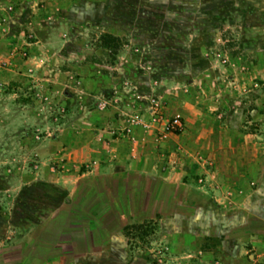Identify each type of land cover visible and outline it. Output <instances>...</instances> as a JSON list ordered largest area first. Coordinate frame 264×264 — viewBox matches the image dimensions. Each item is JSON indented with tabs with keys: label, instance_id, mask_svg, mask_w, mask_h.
<instances>
[{
	"label": "rangeland",
	"instance_id": "374dc122",
	"mask_svg": "<svg viewBox=\"0 0 264 264\" xmlns=\"http://www.w3.org/2000/svg\"><path fill=\"white\" fill-rule=\"evenodd\" d=\"M132 179L135 226L48 264H264V0H0V264Z\"/></svg>",
	"mask_w": 264,
	"mask_h": 264
},
{
	"label": "trees",
	"instance_id": "16d2710c",
	"mask_svg": "<svg viewBox=\"0 0 264 264\" xmlns=\"http://www.w3.org/2000/svg\"><path fill=\"white\" fill-rule=\"evenodd\" d=\"M76 196L77 192L71 199L64 201L45 226L36 230L30 245L22 244L19 247L20 250L27 246L30 249L28 257L16 258V264L24 261V264H29L33 258H41L49 249L53 256L64 255L68 259L94 252L99 244L107 243L116 232L135 226L127 220L138 214L143 202L142 195L132 192V187L118 193L100 188L84 193L79 198ZM122 198H125L124 201ZM155 198L156 203L161 201L159 193ZM116 199H120L122 204H118ZM155 209L154 214L144 217L145 221H151L162 214ZM31 250L33 252L30 253Z\"/></svg>",
	"mask_w": 264,
	"mask_h": 264
},
{
	"label": "crops",
	"instance_id": "0c3cea01",
	"mask_svg": "<svg viewBox=\"0 0 264 264\" xmlns=\"http://www.w3.org/2000/svg\"><path fill=\"white\" fill-rule=\"evenodd\" d=\"M105 179H107V178H105ZM112 180V184H111V186L114 184V182L116 183V181H118V178H116V177H114V178H111ZM133 184H134V180L132 179L131 180V184L128 186V188L129 187H132V192H135V187L133 186ZM110 185L108 186H105L104 188H103V190H106V189H108L109 191H114L113 189H112V187H111ZM110 187V188H109ZM127 188V189H128ZM100 189V188H99ZM98 188L97 189H95V190H99ZM61 206V205H60ZM57 209H59V207L58 208H56L54 211H53V213H52V216L54 215V213H55V211L57 210ZM141 209H143V208H140V210ZM135 210H137L138 211V209H136L135 208ZM139 210V211H140ZM144 211H146L145 209H143ZM139 211L137 212V213H139ZM52 216L48 219V222H49V220L52 218ZM134 216H136V215H134ZM130 218L131 217H129L128 218V222H129V220H130ZM47 222V223H48ZM121 233V231H118V232H116L115 234H113L112 236H111V238L109 239V241L108 242H111L113 239H114V237L116 236V235H118V234H120ZM33 237L34 236H32L31 237V240H29V241H25V242H22L21 244H19L18 245V247H20L22 244H26V245H30V243L33 241ZM107 242V243H108ZM106 244V243H105ZM104 246V243L102 244H99L98 245V247H97V250H95L94 252H91V253H89V254H94V253H96V252H98L102 247ZM30 249V247H25V248H23V252L21 253L22 254V256H19V257H22V258H26V257H28L27 255L29 254L28 253V250ZM33 250V249H32ZM30 251V253L31 252H33V251ZM35 250V249H34ZM22 251V250H21ZM89 254H87V255H89ZM54 258H64L65 260H68V262H70L71 260H73V259H68V258H66L64 255H60V256H53V254H52V251L49 249L48 251H46V253H45V255H43L41 258H33V261L32 262H30L29 264H48V262H50V260H52V259H54ZM25 262H23L22 264H24Z\"/></svg>",
	"mask_w": 264,
	"mask_h": 264
},
{
	"label": "built area",
	"instance_id": "2783aa9c",
	"mask_svg": "<svg viewBox=\"0 0 264 264\" xmlns=\"http://www.w3.org/2000/svg\"><path fill=\"white\" fill-rule=\"evenodd\" d=\"M170 124H172V126H179V119L177 117L173 118L170 122Z\"/></svg>",
	"mask_w": 264,
	"mask_h": 264
}]
</instances>
